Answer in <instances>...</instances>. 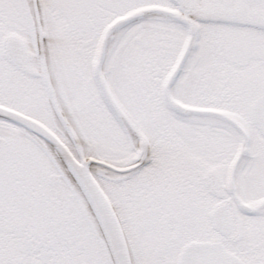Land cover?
I'll return each mask as SVG.
<instances>
[{
  "label": "snow or ice",
  "instance_id": "obj_1",
  "mask_svg": "<svg viewBox=\"0 0 264 264\" xmlns=\"http://www.w3.org/2000/svg\"><path fill=\"white\" fill-rule=\"evenodd\" d=\"M0 264H264V0H0Z\"/></svg>",
  "mask_w": 264,
  "mask_h": 264
}]
</instances>
